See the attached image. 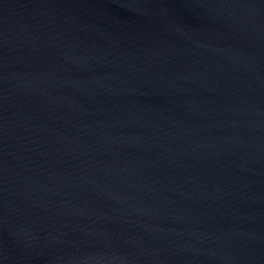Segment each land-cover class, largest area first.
Here are the masks:
<instances>
[{
    "label": "water",
    "instance_id": "obj_1",
    "mask_svg": "<svg viewBox=\"0 0 264 264\" xmlns=\"http://www.w3.org/2000/svg\"><path fill=\"white\" fill-rule=\"evenodd\" d=\"M0 264H264V0H0Z\"/></svg>",
    "mask_w": 264,
    "mask_h": 264
}]
</instances>
